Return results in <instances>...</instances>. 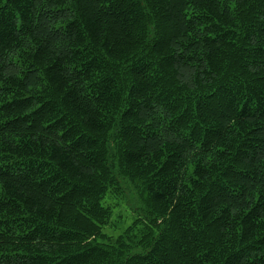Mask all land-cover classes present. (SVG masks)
I'll list each match as a JSON object with an SVG mask.
<instances>
[{
	"label": "trees",
	"instance_id": "obj_1",
	"mask_svg": "<svg viewBox=\"0 0 264 264\" xmlns=\"http://www.w3.org/2000/svg\"><path fill=\"white\" fill-rule=\"evenodd\" d=\"M0 264H264V0H0Z\"/></svg>",
	"mask_w": 264,
	"mask_h": 264
},
{
	"label": "rangeland",
	"instance_id": "obj_2",
	"mask_svg": "<svg viewBox=\"0 0 264 264\" xmlns=\"http://www.w3.org/2000/svg\"><path fill=\"white\" fill-rule=\"evenodd\" d=\"M133 204V200H129V202H127V203H124V204H122L121 205V207H122V212L120 213L122 216H126L127 215V210H126V208H130V206ZM134 208H136V206L134 207ZM114 220L116 219L115 218V215H114V218H113ZM130 220H127V221H125L124 223H122V224H120V225H118V229H117V231L115 232V231H113V233H112V235H114V234H117L118 232H120L121 230H122V227L123 226H125L126 224H127V222H129ZM106 230V232H108V228H106L105 229ZM104 230V231H105Z\"/></svg>",
	"mask_w": 264,
	"mask_h": 264
}]
</instances>
